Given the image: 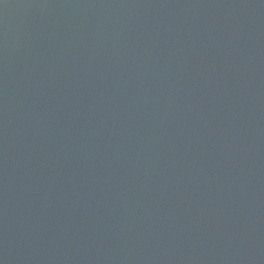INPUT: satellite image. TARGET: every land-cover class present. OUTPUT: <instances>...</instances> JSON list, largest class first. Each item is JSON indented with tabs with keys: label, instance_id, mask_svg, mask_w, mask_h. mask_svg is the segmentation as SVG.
Here are the masks:
<instances>
[{
	"label": "water",
	"instance_id": "95a60500",
	"mask_svg": "<svg viewBox=\"0 0 264 264\" xmlns=\"http://www.w3.org/2000/svg\"><path fill=\"white\" fill-rule=\"evenodd\" d=\"M0 264H264V0H0Z\"/></svg>",
	"mask_w": 264,
	"mask_h": 264
}]
</instances>
